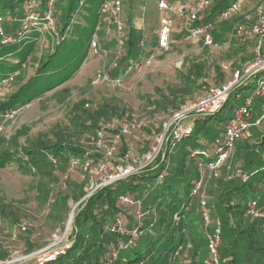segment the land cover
Returning <instances> with one entry per match:
<instances>
[{
  "label": "trees",
  "instance_id": "1",
  "mask_svg": "<svg viewBox=\"0 0 264 264\" xmlns=\"http://www.w3.org/2000/svg\"><path fill=\"white\" fill-rule=\"evenodd\" d=\"M31 1L0 0V19L2 20L0 26L7 35L11 36V41L8 42H2L0 37V81L12 74H14V79L21 75L22 69L29 55L35 51V45L39 39L43 41L47 38L53 44V50L50 53L44 51V44L41 41L40 47L43 52L40 53L34 62L33 73L24 78L13 92L0 99V116L9 109L30 104L36 99L42 100L66 90V88L60 91L57 89L61 88L79 70L87 54L89 41L98 27L100 16L103 14L101 6L106 0H55L53 10L55 30L51 32L43 31V29L38 31V29L33 27L28 31H23V19L29 12L28 5ZM36 1L38 3L37 11L43 13L48 6V0ZM132 1L136 5H140L139 8L141 9L143 0ZM232 1L216 0L213 7H210V12L200 21L203 23L215 21L219 18L221 11ZM132 7L133 5L131 4V10ZM152 10V13L148 15L150 17L144 19L146 26H143L142 32L136 30L128 21V25H126L125 55L120 60L121 63L115 69L113 76L119 74L122 65H125V70L129 65L141 62L153 50L155 44H153V36L151 34L155 27L153 22L157 15L156 5L152 7ZM16 11H19L24 16L23 19L19 21L16 19ZM14 21L19 22V26L14 33H10L4 27V22L13 23ZM107 25H109V22ZM17 33H20V35ZM42 34L43 38L40 37ZM145 36L147 41L140 43L141 37L144 38ZM249 43L254 49L253 42ZM200 70V68H197L193 72L190 71L186 77H180L183 82L190 85L189 93H192V89L196 92V96L193 99L204 90V88H201L202 91L197 90L198 85L195 82L200 76ZM260 75H264V70L251 75L242 81L240 85L234 87L221 106L213 113L190 118L187 121L190 129L176 141V146L169 152V145H166L164 156H159L153 166H149L142 171H148L150 176L145 177L146 173L141 175L142 172L132 174L112 185L100 188L89 196L78 209L74 220H72L68 247L54 258L48 259L41 264H96L105 259L107 251L114 246L118 238V234L104 230L105 223L117 216H121L123 212L126 213L124 215L125 222L128 225L133 222L129 213L117 205V197L115 198L118 194L117 191L129 193V191L137 189L140 181L144 179H155V182L151 194L146 196L148 197L147 203L144 204V209L148 213L140 223H135L139 225L141 230L140 236L127 248L125 253L119 254L113 264H173L175 253L184 241V233L193 237H201L206 244L201 221L199 220L200 225L198 224L200 228H197V224L192 225L190 221H185L184 219L185 216L193 214L195 211L199 213L198 197L191 195V191L200 174L198 164L212 158L216 153L217 147L222 144L223 129L222 135L215 136L207 131V126L209 121L214 119L224 127L226 121L232 116H227L225 111L231 108L234 110L243 105L249 95L245 91H250V93L253 91L255 81ZM171 94L173 97L178 98V94L175 91H172ZM178 100L180 103L183 102V98ZM167 101L169 102V99ZM171 101H174V99ZM257 108L259 106L253 107V110H257ZM109 115L125 117L123 113L118 114L114 109L109 112L101 109L93 111L89 117V123L82 122L85 127L84 131L91 133L93 141L97 127L108 119ZM1 122L2 118L0 117ZM159 126L160 123L157 122L150 125V129L153 130L152 137L160 133H158ZM24 134V130L18 129L12 136L6 137L9 140V145L14 146L17 150L3 149L0 151V167L2 168L12 161L16 162L20 167L25 164V161H28L29 167H26V171H30L34 166L39 169L41 164H48L52 167L53 170L47 172L51 184L45 193V197H47L48 203L52 207L50 216L60 217L68 209L66 204L68 198L78 200L85 194L83 186L86 181L83 179L80 181L67 179L61 183L56 182L55 176L57 177V172L55 171H61V169L57 168V164L65 166L70 157H83L86 151L80 149V145H74L73 142L65 138H63L64 140L56 139L52 141L45 137H38L35 140H28L25 145L18 146V137ZM152 137L138 132L135 136L136 141H132L135 151L142 153V147L145 146V143L149 146ZM0 140L5 141V139L1 138ZM239 142L241 141L239 140L235 143V147L238 146L237 160L239 165L237 171L239 172L231 174L227 192L221 191L223 193L222 198L218 197L216 200L219 204V209H221L220 213L228 214L227 212H231L230 221H226V223L229 225V234L232 235L231 242L228 243L231 245L230 254L232 257L227 261L222 260V249L225 248L224 246L227 243L221 240L219 253L222 264H236L237 258L240 256L238 253L239 249L237 250L235 244L236 239L242 238V248L252 249L251 245L252 243L254 244V240L251 235L256 231L257 225L263 224L261 220H251L246 217L244 209L251 199H261L263 197L264 134L252 143L243 140L244 144L241 145V143L238 144ZM201 148L206 151V157L202 155L191 156V152L194 149ZM41 154L46 155V157H41ZM51 158H54L56 162L53 163ZM161 172L163 173L162 177L157 179V175ZM222 173L220 171V175ZM53 183H57V185L55 186ZM120 186L121 190H119ZM52 187L53 189L49 190ZM67 187L68 189L70 188V192L64 193V189ZM234 198L235 203L231 201ZM100 199L106 205L98 208L97 205ZM208 205L213 207L212 203L208 202ZM232 207L233 210L231 211ZM106 213L112 218L107 217ZM223 214H221V219L224 217ZM0 216L7 217L14 222L16 221L12 212L3 206H0ZM182 217L184 218L181 219ZM234 218H237L238 221L233 222ZM213 220L220 223L218 218H213ZM244 220L249 223L247 229L242 228ZM232 249L234 250L232 251ZM4 255L5 253H2L0 257H4ZM248 259L246 255V260ZM28 264L38 263L34 260H29Z\"/></svg>",
  "mask_w": 264,
  "mask_h": 264
},
{
  "label": "rangeland",
  "instance_id": "2",
  "mask_svg": "<svg viewBox=\"0 0 264 264\" xmlns=\"http://www.w3.org/2000/svg\"><path fill=\"white\" fill-rule=\"evenodd\" d=\"M156 1L143 0L140 9V5H136L132 0H121L122 18L125 25H128V21H130V24L136 30L142 32L143 26H146L144 19L150 17L148 15L152 13V7L156 5ZM215 1L210 0V7H213ZM131 4L133 5L132 10L130 9ZM209 9L208 13L210 12ZM260 14H264V0H247L236 16L227 19L219 17L215 21L207 23V33L212 39L211 45H205L201 38H187L184 33V26L190 24H188L185 16L174 17L169 49L161 51L155 56L151 65L139 73L131 72L123 80L121 86H116L107 81L93 83L98 69L107 68L109 74L112 77H116L117 75L113 76V73L119 63H121L119 60L116 66H110L115 57V44L107 35L106 28L109 16L103 13L100 16L98 27L93 33V35L96 33L98 36L100 45L98 53L96 55L92 54L85 61L83 60L77 73L64 83L61 88L57 89L60 91L66 88L65 91H58L59 93L50 95L42 100L36 99L29 106L21 109L13 120L1 122L0 138L5 139V141L0 140V151L3 149L17 150L14 146L9 145V140L6 137L12 136L18 129H22L25 134L18 137V146L25 145L28 140H35L38 137H45L52 141L56 139L64 140L63 138H65L73 142L74 145H80V149L85 150L84 155H86L93 150V138H91L89 131H84L85 127L82 122L89 123V117L93 111L101 109L106 112L114 109L118 114L123 113L126 119L138 125V132L142 135L152 137L153 130L150 129V125L156 122L160 123L158 133H161L164 127L163 124L168 122L171 114L196 96L194 89H192V93H189L190 85L183 82L180 79L181 76L186 77L190 71L193 72L200 68V76L195 82L198 85L197 90L202 91L207 85H218L228 82L232 79L235 71L246 67L253 60L255 52L251 43L237 39L228 41V38L235 24L243 23L248 25ZM15 17L19 21L24 16L19 11H16ZM127 18L129 19L127 20ZM153 23L155 27L151 35L153 36V44H155L154 39H156V30L159 24L158 12ZM18 26L19 22H4V27L10 33H14ZM36 29L39 31L38 27ZM178 29L181 30L178 31ZM40 37L43 38V34ZM141 39L144 42L147 41L146 36L144 38L141 37ZM41 41L39 39L36 43L35 51L29 55L21 75L8 83L3 97L13 92L24 78L33 73L34 62L40 53L43 52L40 47ZM42 43L44 44V51L51 44L47 38ZM86 56L84 59H86ZM124 66L122 65L118 76L122 75ZM240 83L242 82H239L236 86L240 85ZM172 91L178 94V98L173 97ZM245 92L249 94L247 98H250V91ZM180 98H183L181 103L178 100ZM168 99L169 102L167 101ZM172 99L174 101H171ZM259 99L258 97L251 98L253 107L259 106ZM232 112L233 109L231 108L225 111V114L231 116ZM259 114V108L252 112L253 117H258ZM110 117H113V115L108 116V118ZM222 129L223 125L214 119L210 120L207 126V131L215 136L222 135ZM154 133L157 134L156 131ZM263 134L264 123L258 129H249L238 144L241 143L243 145V140L252 143ZM147 146L148 144L146 145L145 143L141 151L144 152ZM125 147L123 145L119 148V155H122ZM237 147H234V150L221 167L220 171L223 172L221 175L220 172L216 176L212 175L198 166L204 173L203 183L201 184L202 190L207 201L213 204V207H209L210 212L212 211V218L220 220L221 240L227 243L224 246L225 248L222 249L223 255L221 257L223 261H227L232 257L230 254L231 245L228 244L231 242L232 235L229 234V225L226 223V221H230L231 212H227L228 214L220 213L221 209H219V204L216 200L218 197L222 198L223 193L221 191L227 192L231 174L237 173L239 165ZM40 156L46 157L43 154ZM28 164L29 162L25 161V164L20 167L16 162L12 161L2 168L0 167V206L6 207L7 210L9 209L16 219L14 222L7 217L0 216V254L5 253L4 257H0V260L26 256L40 251L54 242H60L62 240L61 235L67 227L69 228L66 231V235H70L72 220H74L80 206L84 204V202L81 204L77 203L90 188V184L86 182L83 186L85 194L78 200L68 198L66 200L68 209L60 217H52L50 216L52 207L48 203L45 193L51 184L47 172L52 171L53 168L48 164H41L39 169L34 166L30 171H26V167H29ZM122 164H126V162ZM57 165V168L62 171L63 169H68L67 165L64 166L59 163ZM144 174L146 175L145 177L150 176L148 171L141 173V175ZM79 178L82 179L78 170H70L67 173L68 180L80 181ZM55 180L57 182L58 177L55 176ZM154 182L155 179L141 180L137 189L129 191V193L140 198L144 197V205L148 200L147 194H151ZM53 185L56 186L57 183H53ZM51 189L53 187L49 188V190ZM69 189L68 187L65 188L64 193L70 192ZM121 189L120 186L119 190ZM117 192L118 194L121 193L120 191ZM231 201L235 203V198ZM105 205L106 203L100 199L97 207ZM230 210L232 211L233 207ZM221 214H223L224 219H221ZM106 216L112 218L108 213H106ZM184 220L190 221L192 225L197 224V228H200L198 226L200 218L197 211L185 216ZM237 221V218L233 219V222ZM248 224L244 220L242 228L247 229ZM255 229L253 236L251 235L254 240V244L252 243L251 245L252 249L242 248V238L236 239L235 244L237 250L239 249L238 253L240 255L236 264H262L264 262V225H257ZM183 240L175 253L173 264H203L207 255V247L202 238L189 236L184 233ZM126 251L127 249H124L120 253L123 254ZM40 253V256L44 257V261L53 256L52 252L46 254V251H42ZM246 255L249 258L248 260H246ZM21 264H28V261Z\"/></svg>",
  "mask_w": 264,
  "mask_h": 264
},
{
  "label": "built area",
  "instance_id": "3",
  "mask_svg": "<svg viewBox=\"0 0 264 264\" xmlns=\"http://www.w3.org/2000/svg\"><path fill=\"white\" fill-rule=\"evenodd\" d=\"M247 0H233L220 13L221 19H227L236 16L244 6ZM55 0H48V6L39 13L38 3L32 0L29 5V12L25 16L23 31L30 28L45 29L48 32L54 31L55 18L53 16ZM210 0H157L156 6L159 11V24L156 30V39L153 50L150 51L144 59L136 64L129 65L121 76L112 77L108 69L102 67L98 69L93 83L107 81L112 85L121 86L123 80L131 72L139 73L144 68L151 65L155 56L161 51L168 50L171 43V34L173 31L174 17L185 16L188 24L184 27V33L187 38H201L205 45H211L212 39L207 33L208 24L200 20L208 13L210 8ZM101 11L109 16V25L107 26V35L115 44V57L110 66L114 67L117 62L125 55L126 50V25L123 22L122 2L121 0H106ZM2 20L0 19V23ZM49 29V30H48ZM181 30V29H180ZM20 35V33H17ZM0 37L2 42L11 41V36L7 35L0 26ZM237 39L240 41L253 42L254 58L246 67L233 73L232 79L226 83L218 85H208L202 93L195 99L180 106L171 114L167 123H164L162 132L154 135L148 148L142 152L135 151L132 141L134 140L139 127L125 117H110L103 121L96 129L93 141V150L83 157L72 156L67 163L68 171L78 170L83 180L90 184L89 191L78 201L77 204L84 202L89 196L94 194L100 188L112 185L122 178L132 174H138L149 166H153L159 156H164L165 146L169 145L170 152L175 146L176 141L190 129L187 121L197 115H206L216 111L232 89L239 83L249 78L251 75L264 70V14H260L257 18L245 25L243 23L235 24L233 31L230 33L228 41ZM143 43V39L140 40ZM100 49L98 36L95 33L90 41L87 51V60L92 54H97ZM14 79V74L0 81V98L3 97L7 90V85ZM258 97L259 111L258 117H253V105L251 98ZM29 104L21 105L9 109L1 114L2 122L13 120L19 111ZM264 123V75L258 76L255 81V87L251 92L250 98H247L243 105L236 108L232 112V116L226 121L223 127L222 144L217 147L216 153L205 162H200L198 166L212 175H217L227 158L234 150L235 143L242 139L243 135L251 128L258 129ZM126 143V144H125ZM125 145L122 155H119V148ZM202 155L206 157V151L194 149L191 156L196 157ZM53 163L56 162L51 158ZM126 162V164H122ZM200 170L199 178L196 181L191 195L197 196L199 201V217L201 225L204 229V237L206 239L207 255L203 264H222L220 259L219 247L221 244V225L218 221L214 222L207 198L202 190L203 172ZM239 172V171H237ZM162 172L157 175V179L162 177ZM144 198V197H143ZM143 198L131 193H121L117 196V205L129 213L132 224L125 222L124 215L115 217L113 220L105 223L104 230L118 234V238L114 246H112L106 254L105 259L96 264H113L119 256L121 250L127 249L134 241L139 238L141 230L139 225L144 216L148 213L144 209ZM244 215L251 220H261L264 225V185L263 197L261 199H251L245 209ZM64 229L60 242H54L52 245L30 253L26 256L12 257L0 260V264H21L29 260H34L38 264L44 262V257L40 256L42 251L46 254L53 253L54 258L61 253L69 244V235ZM24 229V228H22ZM15 235V233H14ZM48 251V252H47ZM40 257V258H39ZM93 264V263H85Z\"/></svg>",
  "mask_w": 264,
  "mask_h": 264
},
{
  "label": "crops",
  "instance_id": "4",
  "mask_svg": "<svg viewBox=\"0 0 264 264\" xmlns=\"http://www.w3.org/2000/svg\"><path fill=\"white\" fill-rule=\"evenodd\" d=\"M156 9H157V6H156ZM157 12L159 13V11H158V9H157ZM180 29H178V31H179ZM134 141H136V138H134ZM66 166V165H65ZM55 172H57V177H59L58 178V183H61V182H63V181H65V180H67V173H69L70 171H68V169H63V171L61 170V171H55ZM67 172V173H66ZM80 179V178H79ZM78 179V180H79ZM81 180V179H80ZM71 181H74V180H71ZM77 181V180H76Z\"/></svg>",
  "mask_w": 264,
  "mask_h": 264
},
{
  "label": "water",
  "instance_id": "5",
  "mask_svg": "<svg viewBox=\"0 0 264 264\" xmlns=\"http://www.w3.org/2000/svg\"><path fill=\"white\" fill-rule=\"evenodd\" d=\"M52 50H53V44H51L46 51H48V53H50V52H52Z\"/></svg>",
  "mask_w": 264,
  "mask_h": 264
}]
</instances>
